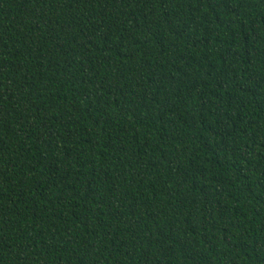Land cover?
Segmentation results:
<instances>
[{"label": "trees", "instance_id": "16d2710c", "mask_svg": "<svg viewBox=\"0 0 264 264\" xmlns=\"http://www.w3.org/2000/svg\"><path fill=\"white\" fill-rule=\"evenodd\" d=\"M0 264H264V0H0Z\"/></svg>", "mask_w": 264, "mask_h": 264}]
</instances>
